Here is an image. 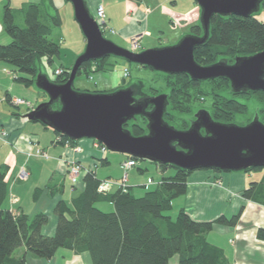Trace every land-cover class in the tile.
<instances>
[{
    "label": "trees",
    "instance_id": "16d2710c",
    "mask_svg": "<svg viewBox=\"0 0 264 264\" xmlns=\"http://www.w3.org/2000/svg\"><path fill=\"white\" fill-rule=\"evenodd\" d=\"M17 13L23 16L24 26L17 23ZM2 23L3 31L11 41L0 44V61L12 66L13 71L18 73L16 80L29 87L40 72L41 61L47 58L51 64L55 56H60V45L50 39L53 30L62 24L59 9L54 0L27 2L20 9H15L7 1ZM189 34L202 36L201 24L192 26ZM262 51L264 22L258 20L255 14L249 17L214 15L210 22L209 36L202 45L195 48L194 57L204 66L221 60L232 64L237 57H248ZM111 57L113 56L84 63L77 76L86 74L90 77L95 72L109 71ZM93 65H96L94 71ZM72 67L73 64L68 68H61L62 73L55 75L52 81L64 84ZM165 76L169 82V106L164 119L177 129H188L192 119L188 120L187 116L193 113L198 102L207 99L211 100L209 111L212 118L227 124L236 121L238 116L248 115V105L240 101L241 98L254 99L260 105L257 115L264 123L263 92L234 93L230 81L223 78L193 81L186 74ZM134 85L140 93L149 95L145 93L143 82L139 81ZM152 91V95L159 94V91ZM6 100L11 103L9 94H6ZM54 108L60 106L56 104ZM152 108L153 106H149L148 110ZM251 120L248 119L246 124ZM146 126V118L139 116L135 121L127 123L125 128L134 136H143L147 133ZM54 133L63 144L66 141L73 144L78 142L56 131ZM127 157L134 159L137 164L141 161L135 157ZM154 164L162 170L173 168L176 173L164 176L159 185L140 197L130 187L126 191L118 187L112 192L101 193L98 186L103 180H99L94 171H86L85 189L72 200V206L64 201L57 205L58 222L56 231L51 236L43 233V227L49 221L46 214L37 213L30 217L24 213L14 214L5 208L9 192L6 181L9 167L0 164V264H26L29 254L50 260L59 249H68L75 254L86 252L90 255L92 264H169L176 255L179 256L178 264H231L224 250L208 239V234L213 230L214 224L235 225L241 214L230 219L222 216L215 221L202 222L192 219L181 209L176 217H172L167 213L172 209L173 201L187 193L188 179L194 171L167 164ZM254 170L264 168H249L244 171ZM39 192L40 189L36 194ZM243 197L264 205V178L261 182L251 183L244 190ZM101 202L113 204L115 210L105 212L99 209L97 204ZM257 238L264 241V228L258 230ZM22 247L26 248V253L17 257L15 254Z\"/></svg>",
    "mask_w": 264,
    "mask_h": 264
},
{
    "label": "crops",
    "instance_id": "0c3cea01",
    "mask_svg": "<svg viewBox=\"0 0 264 264\" xmlns=\"http://www.w3.org/2000/svg\"><path fill=\"white\" fill-rule=\"evenodd\" d=\"M7 1L15 9H20L27 2L39 0H0V44L10 42L9 36L3 31L2 23L4 5ZM86 1L93 16L98 5L104 6L107 28L110 29L111 38L116 37V42L131 47V39L141 35V50L149 49L144 45L147 39H156L159 42L166 40L168 43L165 44H176L182 36L190 33L192 26L197 25L200 18V10L194 0ZM170 25L181 27L174 29ZM168 31L171 33V39ZM5 65V62L0 61V75L7 73ZM6 94H9L10 99L18 98L9 92ZM3 102H7L6 95L0 98V164L9 167L6 176L9 192L4 206L14 214L24 213L30 217L37 213L46 214L49 221L43 227V233L48 236L54 235L58 222L56 207L61 201L72 206V200L85 189L86 171H94L99 180L119 181L124 175L123 164L128 157L125 155L118 158L117 155L108 154L107 150L98 145L100 143L91 139L75 143L82 148L81 152H75L66 148L52 129L24 118L32 108H35L32 104L31 108L25 105L28 110L20 113L1 109ZM38 149L46 151L49 158L28 156V153H35ZM71 160L81 163L85 169L75 186L68 174L67 163ZM139 165L141 166L138 162L136 167L128 171L130 190L136 194L144 193V190L138 189L139 187L145 191L153 190L164 176L173 175L172 168L162 170L158 165L152 166L147 163L138 167ZM151 167H155L157 173L150 176L147 173ZM21 168H25L29 173L26 181L18 178ZM263 178L264 170L247 172L196 170L188 179L187 193L173 201V207L169 212L177 213L184 209L192 219L202 222L215 221L222 216L230 219L240 213L239 221L235 225L214 224L208 239L224 250L231 264H264V241L257 238L258 230L264 228V205L243 197L244 190L251 183L261 182ZM38 189L40 192L36 194ZM116 189L117 187L110 192ZM104 203L106 202H101L98 208L105 212L115 210L113 204ZM25 253L26 248L22 247L15 255L21 257ZM177 259L174 256L169 264H177ZM26 264H92V262L86 252L75 254L68 249H59L50 260L29 254Z\"/></svg>",
    "mask_w": 264,
    "mask_h": 264
},
{
    "label": "water",
    "instance_id": "95a60500",
    "mask_svg": "<svg viewBox=\"0 0 264 264\" xmlns=\"http://www.w3.org/2000/svg\"><path fill=\"white\" fill-rule=\"evenodd\" d=\"M67 1L73 6L86 48L64 84L38 73L36 84L49 101L33 108L24 118L42 123L70 140L91 139L105 150L159 165L222 172L264 168V123L259 115L245 125L227 124L215 121L209 110L202 109L188 129L180 130L164 119L169 106L167 93L149 96L140 93L135 83L113 92H82L74 88L84 63L113 56L165 75L186 74L193 81L227 79L237 94L264 93V51L237 57L232 64L221 60L204 66L194 57L195 48L209 36L214 15L249 17L260 11L264 0H194L200 10L202 36L186 34L174 45L138 52L106 38L86 0ZM56 104L60 108H54ZM149 106L153 108L148 110ZM139 116L147 120V133L134 136L125 125Z\"/></svg>",
    "mask_w": 264,
    "mask_h": 264
},
{
    "label": "rangeland",
    "instance_id": "374dc122",
    "mask_svg": "<svg viewBox=\"0 0 264 264\" xmlns=\"http://www.w3.org/2000/svg\"><path fill=\"white\" fill-rule=\"evenodd\" d=\"M54 1L59 9V13L62 18V24L61 26L56 27L53 30V34L51 35L50 39H52L53 41L57 42L60 45L61 53L60 56H55L53 58L51 64L48 62L47 58H44L39 65L40 72L46 75L50 80H53L55 78L54 71L56 69L62 70L61 68L64 69L70 67L72 64H74L77 57L81 55L86 48V40L79 24L75 20L74 9L72 4L67 2L66 0H54ZM179 2H181V0H179ZM255 15L258 20L264 22V5H262L260 11ZM16 18H17V23H19V25L21 26H24L23 16L17 13ZM170 27L174 29L176 28L179 29L181 26L177 27V25L174 26L170 25ZM167 34L170 36L169 38L171 39L172 37L170 31H168ZM104 36L115 42L117 45L119 44V46L131 50V47H129V45L122 44L121 42H116V37L111 38L112 35L110 34L109 29L104 33ZM8 38L11 41V38L10 37ZM165 41L166 40H163V42H159L156 39L155 40L147 39L144 45L145 47L148 48H159L164 46H170V44H165L168 43ZM170 43H174V42H170ZM109 61L111 63L109 71L95 72L92 73L90 77L87 76L86 74L78 75L74 82V88L82 92H92V93H96L97 91L110 92L115 89L127 88L129 85L141 81L145 85L144 87L145 93L149 95H152V93H154L152 89L159 91V94L169 93V89H168L169 82L166 79L164 73L153 71L149 68H144L137 64L129 63L121 58L111 57ZM5 67L7 69L5 72H7L8 74L3 73L2 75H0V98H3L6 95V93L9 92L13 95V97H18L20 99L25 100L26 102L31 103L33 107H37L38 105L49 101V96L41 89H39V87L36 84V81H34L31 86L27 87L23 83L16 80V76L18 75V73L13 71L14 68L12 66L6 64ZM95 69H96V65H93L92 70L94 71ZM125 70L129 71V76H127L126 78H124ZM19 75L23 77L26 76L24 74H19ZM152 96H156V95H152ZM240 101L248 105L249 113L247 116H238L236 118V121H234L233 123L237 125H245L248 119H254L257 116L260 105L254 99L245 100L241 98ZM210 103H211L210 99H207L204 102L203 101L198 102L193 109V113L190 116H187L188 120L191 119L193 120V116L195 117L197 113L202 109H205L207 111L210 110L211 109ZM10 104L9 102H3L1 109L8 112L20 111V113L21 112L24 113L25 111L28 110V107L25 105H19V107H15L12 101ZM176 117L179 118L178 115ZM38 124L40 126L42 125L40 123ZM107 153L117 155L118 158L125 156L124 154L111 152L108 150ZM147 163L152 164V166H155L154 163L145 160V161H140L139 164H141V166L139 165L138 167L145 166L144 164ZM171 170H173L172 174L174 175L176 173V170L173 168ZM136 172H138L137 169ZM155 173H157L155 167H151L147 175L151 176L154 175ZM138 189L144 190V193L146 192L144 188L139 187ZM144 193L142 194L134 193V194L140 197L143 196ZM104 204H108V203H104ZM100 205L101 203L98 204L97 207H100ZM177 213L176 212L173 213L172 211V212H168L167 214L172 215V217H176ZM18 252L19 249L17 250L16 254ZM176 258H178L177 259V264H178L179 256L176 255Z\"/></svg>",
    "mask_w": 264,
    "mask_h": 264
},
{
    "label": "built area",
    "instance_id": "2783aa9c",
    "mask_svg": "<svg viewBox=\"0 0 264 264\" xmlns=\"http://www.w3.org/2000/svg\"><path fill=\"white\" fill-rule=\"evenodd\" d=\"M95 19L98 22L101 30L103 31V33H105L108 28H107V16H106V11L103 5H98V7L96 8V12H95ZM110 31V29H109ZM111 32H113V30H111ZM141 38L142 36H135L131 39L130 41V46H131V50L134 52H138L139 49L141 48ZM6 71V70H5ZM60 73H62V70L57 69L55 71V75H59ZM129 76V71L125 70L124 73V77ZM13 105L15 106H19V105H27L31 108V103L26 102L23 99L20 98H13L12 100ZM60 140V139H59ZM99 146L102 147L103 150H105L104 146H102L101 144H98ZM64 146L66 148H70L73 149L75 152H81L82 148L79 145H75L73 143H71L70 141H66L64 143ZM28 156L32 157V156H36V157H40V158H49V155L47 154L46 151L42 150V149H38L35 153H28ZM68 165V174L69 177L71 179L72 184L75 186L78 184L80 177L82 175V173L84 172V167L81 165V163L77 162V161H69L67 163ZM135 166H137V162L134 159H128L124 164H123V168H124V175L123 177L119 180V181H114V180H103L99 183L98 186V191L101 193H107L110 192L111 189L115 188V187H119L122 188L124 191H126L129 187L128 185V171L132 168H134ZM29 177V173L27 172V170L25 168H21L20 172L18 174V178L22 181H26Z\"/></svg>",
    "mask_w": 264,
    "mask_h": 264
}]
</instances>
